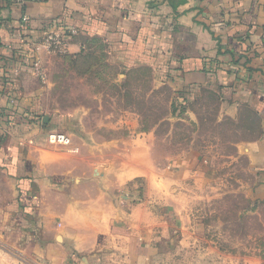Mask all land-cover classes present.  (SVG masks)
Segmentation results:
<instances>
[{"label":"crops","instance_id":"0c3cea01","mask_svg":"<svg viewBox=\"0 0 264 264\" xmlns=\"http://www.w3.org/2000/svg\"><path fill=\"white\" fill-rule=\"evenodd\" d=\"M70 28L77 32L63 59L95 52L125 70L147 67L154 86H168L173 96L187 102L209 91L221 116L242 122L250 115L255 136L239 145L254 176L253 196L264 200V0H0V114L17 120L23 109L35 117L6 125L0 116V177L15 190L22 214L31 213L15 220L16 261L263 264L258 255L253 263L219 250L196 221L184 219L171 187L178 177L167 166L152 167L153 128L137 112L89 122L88 106L46 110L53 85L47 72L58 55L38 54L46 72L40 81L23 38ZM50 129L72 137L60 155L45 144ZM176 164L183 177L210 178L197 154Z\"/></svg>","mask_w":264,"mask_h":264},{"label":"rangeland","instance_id":"374dc122","mask_svg":"<svg viewBox=\"0 0 264 264\" xmlns=\"http://www.w3.org/2000/svg\"><path fill=\"white\" fill-rule=\"evenodd\" d=\"M53 54L58 57L51 59L47 72L53 83L44 95L47 111L88 106L92 117L89 122L107 112L120 111L123 120L131 115L127 113L130 109L137 112L139 120L153 128L152 167L167 166L178 177L171 187L176 189L174 194L184 219L196 221L201 236L219 250L247 256L253 263L258 255L264 264V200L253 196L254 176L245 149L239 145L255 136L256 124L250 115H245L242 122L221 116L218 98L209 91H202L199 97L186 102L180 96H173L168 86L155 87L149 68L125 70L106 61L102 53L77 57L72 62L61 58L63 53ZM41 66L45 74L42 62ZM96 91L104 95L96 99ZM98 100L102 105L100 110L96 108ZM40 123L45 125L42 120ZM48 131L45 144L54 153L62 154L66 147L50 144ZM119 133L129 134L127 130ZM192 154H197L210 167L209 179L193 180L189 175L184 178L177 173L176 160ZM14 191L0 177V258L4 252L7 255L2 259L3 264L20 263L15 259L16 251L21 250L15 242V220L31 218V213L23 215L18 208Z\"/></svg>","mask_w":264,"mask_h":264},{"label":"built area","instance_id":"2783aa9c","mask_svg":"<svg viewBox=\"0 0 264 264\" xmlns=\"http://www.w3.org/2000/svg\"><path fill=\"white\" fill-rule=\"evenodd\" d=\"M76 29L70 28L68 31L64 29H53L46 32L42 37L37 40H29L23 38V43H30V47L27 51L26 56L31 61L32 72L37 75L42 81L45 80V74L41 66V60L38 57V54L41 51H46L50 53L62 54L65 53L68 46V39L76 34ZM47 140L50 144L53 145H62L69 147L72 142V137L59 130H50L47 133ZM76 148H73L72 151H76Z\"/></svg>","mask_w":264,"mask_h":264},{"label":"trees","instance_id":"16d2710c","mask_svg":"<svg viewBox=\"0 0 264 264\" xmlns=\"http://www.w3.org/2000/svg\"><path fill=\"white\" fill-rule=\"evenodd\" d=\"M0 116H1V118L6 117L5 119H3L4 123H6V125H11L12 123L24 125L25 122H27V121L31 122L35 118L31 115L30 112H27L23 109L22 110L19 109V111H17V113H16V116H18L17 120H19V121H17L13 115L11 116L8 114L7 115L6 114H0ZM0 136H3V134H0ZM20 206H22V205H20Z\"/></svg>","mask_w":264,"mask_h":264}]
</instances>
